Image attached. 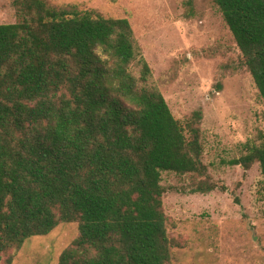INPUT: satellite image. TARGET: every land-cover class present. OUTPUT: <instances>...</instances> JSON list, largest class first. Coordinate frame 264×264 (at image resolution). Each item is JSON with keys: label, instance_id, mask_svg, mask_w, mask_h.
Masks as SVG:
<instances>
[{"label": "trees", "instance_id": "trees-1", "mask_svg": "<svg viewBox=\"0 0 264 264\" xmlns=\"http://www.w3.org/2000/svg\"><path fill=\"white\" fill-rule=\"evenodd\" d=\"M213 2L264 102V0ZM13 3L20 21L0 25V264L64 223L78 235L59 264H171L161 172L206 174L201 111L174 118L127 19ZM246 148L230 163H259L264 189V144Z\"/></svg>", "mask_w": 264, "mask_h": 264}, {"label": "rangeland", "instance_id": "rangeland-1", "mask_svg": "<svg viewBox=\"0 0 264 264\" xmlns=\"http://www.w3.org/2000/svg\"><path fill=\"white\" fill-rule=\"evenodd\" d=\"M14 0H0V25L20 21ZM105 18L127 19L153 83L172 115L201 111L206 174L161 172L171 264H264V189L259 163L232 165L264 144V102L213 0H45ZM220 85V88L217 89ZM199 185L216 189L201 193ZM76 223L31 237L12 264H59Z\"/></svg>", "mask_w": 264, "mask_h": 264}]
</instances>
